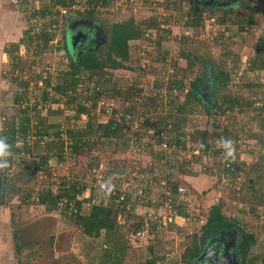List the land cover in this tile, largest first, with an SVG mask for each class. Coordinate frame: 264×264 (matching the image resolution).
Instances as JSON below:
<instances>
[{
    "label": "rangeland",
    "instance_id": "obj_1",
    "mask_svg": "<svg viewBox=\"0 0 264 264\" xmlns=\"http://www.w3.org/2000/svg\"><path fill=\"white\" fill-rule=\"evenodd\" d=\"M46 1L0 0V129L23 115L26 105L31 107L37 103L39 108L56 106L51 104L50 98L42 100L41 93L43 90L50 91L45 79L52 84L56 83L62 79V72L68 68L67 53L62 48V22L71 23L86 15L79 10L82 6L76 3L74 7L68 8L62 19L58 11L45 18H34V12ZM195 2L203 11L202 24L190 31L186 28V19L191 14V0H134L133 11L125 10L124 7L111 11L110 7H114L112 3L108 11L95 12L90 18L92 23L102 28L107 35L102 47L92 49L98 55L106 51L108 33L113 22L127 19L130 15L136 21L156 16L159 23L161 22L153 32H148V36L144 31L142 39L130 42V56L125 66L118 70L111 69L110 77L102 83L106 88L113 85L119 88L108 92L110 99L105 96L104 102L99 104L107 108L98 112L99 120L106 121L112 117L116 121H124L130 128L125 127L126 131H121L123 134L119 140L128 138L129 142L125 145L122 141L111 144L109 140L100 144L97 140L74 156L66 153L62 162L57 161L51 154V149L47 150V147L40 144L38 151L50 155L48 168L51 177H48V170L42 168L30 174L27 172L31 161L37 159L32 152L15 154L7 177L14 186L26 189H37L38 186L54 182L56 190L64 182L79 180L88 186L85 196L95 202L109 201L111 187L120 189L131 186L130 189H135L142 178L147 196L130 195L128 203L131 206L136 203V206H132L133 213L130 217L136 214L153 218L151 203L161 198L163 187L160 180L168 169L169 185L178 183L190 189V200L185 203L190 219H179L178 224L182 225L177 228L159 229L160 232L150 240L157 254L172 257L178 264L183 263L180 260L181 253L189 239L191 240L190 236L192 233L199 234L210 206L218 203L226 221L234 222L243 233L253 235V240H249L245 264L254 258L255 264H264V134L259 122L260 115L249 120L247 113L256 114V111L250 108L246 111V106L243 110L234 107L227 113L219 111L209 116L201 106H197L196 111L192 109L187 114L188 121L183 130L187 139L190 137L191 140V136L196 135L198 142L203 139L209 145L210 152L202 151L201 160H197L196 153L201 152L202 148L198 151V148L191 146L194 142L190 140L186 142V146H182L176 129L170 130L169 127L178 115L174 107L182 101L189 89V82L196 76L203 80L201 87H206L209 82L205 90L211 94L212 101H221L225 93H238L245 97L249 95L246 83L254 75H260V72L255 74L251 69V62L257 39L264 38V0H236L232 7L225 10L207 9L199 0ZM255 6L260 10L253 11L251 7ZM226 10L227 13L224 12ZM249 13H253L256 20L254 25L244 24L241 27L230 21L238 16L246 17ZM223 16L230 18L220 23L219 19ZM49 19H58L57 22H52L57 25L53 32L56 40L42 47V43L41 46L37 44L36 35L43 27L49 29ZM29 28L27 35L34 37L31 43L26 40L24 33ZM66 35L68 48L74 52L77 49L76 44L73 43L70 33ZM23 37L24 43L21 42ZM158 40L161 41L160 48H156ZM14 43H17V48L11 45ZM9 50L11 53L7 52ZM182 51L191 53V66H187L182 57L178 59ZM47 67L52 69L51 72L46 71ZM180 69L186 70L183 88H169L171 75L180 76ZM219 69L230 73L223 87L219 85ZM106 71L110 69L107 68ZM15 78L18 79L14 80ZM23 79L29 80V86L22 105L13 100V97L21 90L18 82ZM92 83L89 84L87 74L81 73V81L75 91L61 97V113H51L50 107L41 110L44 114L48 112L47 121L65 124V117L73 115L72 108L77 103L89 106L91 102L85 100V97L91 91ZM87 86L89 89H86ZM127 88L134 94L130 100L125 97L128 95ZM73 96L74 99L71 98ZM66 99H70V102ZM168 99L176 101L175 106H170ZM130 105L135 107L133 116L124 112ZM91 111L94 116V112L99 110L95 107ZM31 112L33 110L28 109V115ZM159 116L168 119L166 126H160L166 135V150L162 143L160 146L161 130L158 131L160 127L157 128L158 124H155ZM35 122L33 119L31 124L34 125ZM141 124L143 125L140 127ZM223 125L228 133L224 127L221 128ZM134 128L139 131L134 133ZM195 131L197 133L194 134ZM257 132L259 134L256 137ZM134 137H138V140ZM235 137L239 139L236 141ZM226 142L230 143L226 146ZM195 144L198 145L197 142ZM27 145L34 149L33 136ZM224 145L234 152L231 157H234L235 167L240 172L238 180H233V177L225 180L218 174L216 156ZM128 164L132 166L131 169ZM205 166L207 173L201 171ZM121 168L128 169L130 173H119ZM248 179L253 182L254 187L250 188L246 184ZM7 188L0 204V264L100 263L106 245L104 232L98 237L86 236L67 217L66 212L60 209L47 212L41 205L29 200L22 201L21 191L8 192ZM189 203L191 206H187ZM127 251L131 261L129 264H145L144 260L149 255V249L145 246L134 250L128 248Z\"/></svg>",
    "mask_w": 264,
    "mask_h": 264
},
{
    "label": "trees",
    "instance_id": "obj_2",
    "mask_svg": "<svg viewBox=\"0 0 264 264\" xmlns=\"http://www.w3.org/2000/svg\"><path fill=\"white\" fill-rule=\"evenodd\" d=\"M76 0H47L42 7L34 12V18H45L46 16L57 12L58 9H52L51 7H66L70 8L72 5L76 4ZM110 3V0H80V5L82 6L81 12H83L86 17H92L95 12H106L108 9L101 8V6H107ZM253 11L260 10L258 7H251ZM130 11V10H129ZM191 14L186 19V28L191 29L195 28L202 23V9L199 7L198 3L194 0H191L190 5ZM227 13L228 11H224ZM65 16V15H64ZM63 17V16H62ZM61 17V19H62ZM149 18V17H148ZM230 17H221L219 19L220 23H223ZM58 19H49L50 25L53 21L57 22ZM232 24H238L241 27L245 24L254 25L256 20L253 17V13H249L246 17L238 16L234 19L230 20ZM66 23V22H65ZM62 22V48L66 51V60L68 64V68L66 71L62 72V79L56 81V83H50L49 81L45 82L47 86H49L50 91L43 90L41 98L42 100H46L50 98L51 104H55V107H51V113H61L60 100L61 97L68 94L70 92L73 93L77 88V85L81 81V73L87 74V80L93 84L91 91L86 95L85 100L90 101V105L86 106L83 103H77L76 107L72 108L74 110L73 115H68L65 117V124L61 122H52L49 123L47 121V114H44L42 109H47L46 106L38 107L37 103L24 106L23 115L17 117V120H13L11 123L6 124L4 127L0 129V140H2L7 145V155L4 157H0V160H6L7 164L5 166H0V204L3 202L4 190L7 188L8 192L16 193L18 191L22 192V201L29 200L31 203H35L44 207L45 211H51L60 209L66 212L67 217L75 224L77 228L81 230L83 234L90 237H98L102 232H104L106 243L104 248L103 257L101 255V261L99 264H129L131 263L128 255L127 249L134 250L135 248H140L145 246L149 249L148 257L144 260L145 264H178L176 259H172V257H165L164 255L157 254L156 251L153 250V245L151 243L152 237L156 236L160 230H162L160 223L154 222L152 219L145 218L143 216L134 215L132 217L131 214L133 211L132 206H136V203H133L130 208H126V203L131 198V194L128 191L122 201H115L118 197L119 190L115 188L113 192L110 194L109 201H99L95 202L94 199L91 201L87 195L85 196V192H87L88 186L86 183H83L79 180H74L70 182H64V185H60L57 189L53 190L54 182H49L46 185H42V187H37V189H26L23 187H17L12 184V180L7 177L8 170L12 166L15 160V154H19L22 152H32L34 156H37L36 160H32L30 167L27 169V172L33 173L36 172L39 168L43 170H48V177H51V173L49 171L48 160L50 155L48 153H40L38 151V147L44 146L47 147V150L51 149V154L55 156L57 161L62 162L65 158V154L68 153L71 156H74L78 152H81L83 148L93 144L95 141H100L104 143L106 141L111 142V144L121 143L126 144L129 142L128 138H123L119 140L121 131L125 130V127H129L126 125L124 121H116L114 118H109L106 121L99 120L101 111L107 110V108L100 106V100L103 98L110 99L109 93L115 88H119L118 86H111V90L109 87H103V81H106L107 78L110 77L111 69H120L125 66V62L128 60L130 56L129 52V44L133 42L135 39H142L144 31L146 29H154L158 28L160 23L157 20L156 16L150 17L149 19H142L136 21L135 18L130 15L127 19L113 22L108 33L107 40V48L104 54H96L94 51L85 50L82 53L74 54L70 51L67 45V33L69 32L68 24ZM57 24V23H56ZM47 25V26H48ZM45 29V27L41 28V31L38 35H36L37 44L42 47L46 46L48 42L53 39L56 28ZM240 27V28H241ZM30 32V28L25 30L26 40L31 43L34 37L31 35H27ZM72 34L74 33L71 31ZM71 34V33H70ZM236 34V32H235ZM107 37V35H106ZM24 37L21 39V42L24 43ZM160 40L156 42V48H160ZM15 48L18 47L17 43L11 44ZM255 55L251 62V69L255 71V74L260 72V75H254V78L249 79L250 82L246 83L249 95L247 97L243 95H239L238 93L223 94V99L221 101H212L211 98L208 102L203 98L201 94V83L202 79L200 76L194 77L189 83V89L186 91L181 102H178L176 107V111L178 115H176L175 120L171 121L170 130L176 129L178 140L182 144V146H186V142L190 140V137L187 139L185 136L184 126L187 123V114L192 111L197 110V106H201L204 108V113L207 116L211 115L215 112H224L227 113L229 110L234 107H238L240 110H243L246 106L247 110L254 109L256 114L247 113L249 116V120H252L253 116L260 115V124L262 126V131L264 134V38L257 39L255 43ZM38 46V45H37ZM14 50H12L13 52ZM11 53V50L7 51ZM183 58L187 62V66L192 65L191 53L190 52H181L179 58ZM180 65V64H178ZM109 68L110 71H106ZM186 69V67H183ZM180 69V76L178 74L171 75V80L169 82V88H183L182 84L184 82V77H186V70ZM109 72V73H107ZM182 72V73H181ZM218 78L219 85L222 87L226 83V81L230 77V73L224 69L218 70ZM262 74V75H261ZM15 78L14 80H17ZM18 82V81H17ZM18 84L22 87L18 93L14 94L13 100L20 104H24L26 99V93L28 92L29 80L23 79L18 82ZM88 86L86 87V89ZM131 88V87H130ZM130 88H127L128 95H126V99L132 97L134 94ZM89 89V88H88ZM50 93V96H49ZM106 96V97H105ZM74 99L75 97H71ZM70 102V99H66ZM130 100V99H129ZM175 102L173 99H168V103L170 106H175ZM44 104V103H43ZM29 106V107H28ZM248 106V107H247ZM98 107L96 113L94 112V116L92 115L91 109H95ZM63 108V107H62ZM28 109L33 110L28 115ZM117 109V108H112ZM109 111V109H108ZM135 111L134 105H130V107L126 108L124 112L130 113L133 116ZM45 112V111H44ZM206 116V117H207ZM16 119V118H15ZM36 120V122L31 124L32 120ZM124 119V118H123ZM150 119V118H149ZM155 124L158 126L167 125L168 119L164 116H159L157 118ZM145 124V123H144ZM143 124L140 125V127ZM224 125L221 126L223 129ZM50 128V131L48 130ZM130 128V127H129ZM31 129L34 131L32 132ZM158 131H162L163 128H158ZM225 129V127H224ZM134 133H137L139 130L137 128L133 129ZM126 131V130H125ZM124 131V132H125ZM225 132L227 130L225 129ZM197 131L194 132V134ZM204 135V131L201 132ZM228 133V132H227ZM258 132L255 133V136H258ZM31 136H33L35 140V147H28V142L30 141ZM50 139H49V138ZM241 137V136H238ZM238 137H235L234 140L237 141ZM243 137V136H242ZM138 140V137H134ZM135 140V141H136ZM201 139L198 142L196 135L191 136L192 143H196L198 145L196 148H202V151L210 152L208 148V144H206ZM261 140V138L259 139ZM179 142H176L177 144ZM204 144H203V143ZM36 149V150H35ZM208 149V150H207ZM36 155H35V154ZM197 160H201V154L196 153ZM235 166L236 162L233 161ZM119 166H123L118 163ZM129 165V164H128ZM239 163H237L238 167ZM118 166V167H119ZM128 167V166H126ZM124 167V168H126ZM130 169L132 168L129 165ZM2 168V169H1ZM121 168L119 173H130L128 169ZM207 167L201 169L203 173H207ZM211 170V169H210ZM212 173H214L211 170ZM238 168L235 167V172L232 171L231 177L233 180L236 179ZM195 173V172H194ZM193 174V173H192ZM170 182V181H169ZM246 182V181H245ZM250 188L254 187L253 182L250 179L247 180V183ZM178 183H171L170 187L173 192V199L175 203L176 212L179 215L187 216L188 212L185 206L188 197L186 194L181 197L177 194ZM130 187H125L126 190H133ZM137 189H142L144 193H146L143 180L140 179V183L135 186ZM91 192V191H90ZM264 194V193H262ZM85 196L81 197L80 196ZM91 196V195H90ZM147 196V195H146ZM225 220V216L221 212L220 205L213 204L210 206L208 215L205 218V223L202 225V230L205 231L206 227H219L223 224ZM159 225V226H158ZM157 227V228H156ZM176 226H171L169 229L177 228ZM124 228V229H123ZM143 229L144 233L141 236L136 235L137 229ZM155 229V230H154ZM160 229V230H159ZM164 229V228H163ZM157 231V232H156ZM156 238V237H155ZM189 239V243L185 245L184 250H182L180 260L183 263L179 264H193V257L198 253V243L197 238L198 235L192 233ZM249 240H253V235L248 234ZM256 259L254 258L248 260V264H255ZM246 261L244 260V264Z\"/></svg>",
    "mask_w": 264,
    "mask_h": 264
},
{
    "label": "flooded vegetation",
    "instance_id": "obj_3",
    "mask_svg": "<svg viewBox=\"0 0 264 264\" xmlns=\"http://www.w3.org/2000/svg\"><path fill=\"white\" fill-rule=\"evenodd\" d=\"M199 1L207 9L225 10L230 6L232 7L236 0ZM90 18L79 17L68 24L69 32L73 31L74 35L77 34V40L75 39L77 54L85 50L97 49L106 42L104 30L92 23ZM207 86H209V82H207ZM206 87H201V94L208 102L211 94L205 90ZM197 243L198 253L192 259L193 264H244L249 247V238L248 233H243L234 222L224 220L219 227L211 225V227H206L205 231L201 228Z\"/></svg>",
    "mask_w": 264,
    "mask_h": 264
},
{
    "label": "built area",
    "instance_id": "obj_4",
    "mask_svg": "<svg viewBox=\"0 0 264 264\" xmlns=\"http://www.w3.org/2000/svg\"><path fill=\"white\" fill-rule=\"evenodd\" d=\"M76 1H77L76 3L80 4V0H76ZM112 3L114 4V7L111 6ZM74 6H75V4L72 5L71 8ZM109 6H111L110 7L111 11L116 10V9H120L121 7H124L125 10L128 9L130 11H133L134 10V0H110V3L107 6H105V7L101 6L100 9H102V8L108 9ZM56 9H58V14L60 15V17L66 15L67 10H68L66 7H59V6H56L55 10ZM48 26H50L51 28H55L57 25L51 23ZM154 30L155 29H146L145 35L148 36L149 35L148 32H150V31L153 32ZM188 31H190V29ZM55 40L53 37V39H51L49 42H52ZM47 68L48 69H46V71L51 72L52 69L50 67H47ZM103 102H104L103 99L100 100V104H102ZM130 119H131V117H130ZM159 134H160V138H159L160 146L162 143V147L164 148V150H166L167 149V145L165 142L166 135H164L163 131H160ZM228 150L229 149L224 145V147H221L219 149L218 155L216 156V158H217L216 163H218V165H217L218 174L222 179H225V180L226 179L228 180V178L230 179V177H231L230 172H232V171L235 172V166L233 164L234 157L226 155ZM198 153L201 154V156H203L202 152H197V154ZM232 153H234V152L231 151V154ZM166 156H168L167 153H166ZM173 157H174V154L170 158L172 159ZM168 172L169 171L167 169L166 173L164 174V176L160 180V184L163 187V193H162L161 198L158 201H156L155 203L153 201H152V203L150 202L152 204V209H153V218H149V219H152L156 223H160V226L162 229L163 228L169 229V227L176 226V225L181 226L182 224H180V225L178 224L179 219H181L182 221H187L190 219L189 212H188L187 216L179 215L176 212L175 203H174V199H173V192L171 190V187H170L169 181H168ZM236 179L237 180L240 179V172H237ZM54 188L55 187L53 186V190H54ZM115 188H117V187H111L112 192H113V190H115ZM118 190H119V194H118V197L115 199V201H118V202L123 200L124 195L128 191L133 196H143V197L146 196V193H144V191L142 189L135 188L133 190H126L125 188H120V189L118 188ZM177 192H178L177 194L180 197L182 195L186 194L188 196L187 201L189 202V200H190L189 197H191V194H190L191 192L187 186L179 185L177 188ZM129 205L130 204L127 202L126 208H129ZM187 206H191L190 203ZM143 233H144V230L141 228L137 229V231H136L137 236L138 235L141 236V235H143Z\"/></svg>",
    "mask_w": 264,
    "mask_h": 264
},
{
    "label": "clouds",
    "instance_id": "obj_5",
    "mask_svg": "<svg viewBox=\"0 0 264 264\" xmlns=\"http://www.w3.org/2000/svg\"><path fill=\"white\" fill-rule=\"evenodd\" d=\"M230 142H226V146L229 144ZM7 153V145L0 140V157H4L6 156ZM226 155L231 156V149L229 148L228 152L226 153ZM7 164L6 160H0V166H5Z\"/></svg>",
    "mask_w": 264,
    "mask_h": 264
},
{
    "label": "water",
    "instance_id": "obj_6",
    "mask_svg": "<svg viewBox=\"0 0 264 264\" xmlns=\"http://www.w3.org/2000/svg\"><path fill=\"white\" fill-rule=\"evenodd\" d=\"M210 1H211V0H210ZM70 33H71V32H70ZM71 36H72L73 43H74L75 39L77 40V34H75V35H74V34H72V33H71ZM105 36H106V34H105ZM75 43H76V41H75ZM76 50H77V49H76ZM76 50H74V52H73L74 54H76V53H77V51H76Z\"/></svg>",
    "mask_w": 264,
    "mask_h": 264
}]
</instances>
